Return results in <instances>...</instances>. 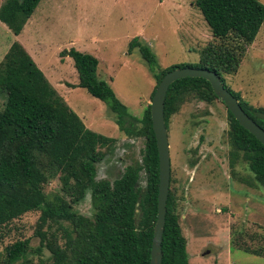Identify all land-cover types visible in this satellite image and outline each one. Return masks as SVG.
<instances>
[{
    "label": "trees",
    "instance_id": "trees-1",
    "mask_svg": "<svg viewBox=\"0 0 264 264\" xmlns=\"http://www.w3.org/2000/svg\"><path fill=\"white\" fill-rule=\"evenodd\" d=\"M39 1L3 0L0 23L13 36L19 35ZM193 6L212 37L199 49L197 62L161 68L137 37L128 43L127 51L138 49L155 81L150 99L165 73L183 67L206 69L219 77L242 111L264 131V108L249 105L223 82V76L236 73L264 22V5L257 0H194ZM58 55L71 60L75 87L107 106L118 131L142 140L140 157L111 182L95 181L96 165L115 140L87 129L25 48L12 42L0 60V230L28 212H38L33 232L38 244L32 248L28 239L13 241L3 248L0 264H32L28 256L43 251L48 264H148L158 185L149 105L139 118L132 116L109 85L97 79L95 57L74 48ZM190 100L223 106L229 168L244 164L251 178L239 181L264 187V147L237 124L205 80L182 78L168 86L162 108L166 131L170 118ZM51 180L57 181L58 188L45 192ZM86 195L92 208L89 216L75 209ZM175 201L168 189L160 264H187ZM240 233L235 231L230 250L260 256L259 248L240 242Z\"/></svg>",
    "mask_w": 264,
    "mask_h": 264
},
{
    "label": "rangeland",
    "instance_id": "rangeland-1",
    "mask_svg": "<svg viewBox=\"0 0 264 264\" xmlns=\"http://www.w3.org/2000/svg\"><path fill=\"white\" fill-rule=\"evenodd\" d=\"M257 1L264 5V0ZM193 2L40 0L19 35L13 36L0 23V60L12 42H19L83 125L115 140L96 165L95 181L111 182L125 166L139 160L142 140L125 137L107 106L75 87L71 60L58 53L74 48L95 57L97 79L109 85L129 114L139 118L150 103L155 81L138 49L127 51L128 43L137 37L161 68L197 62L199 49L212 37ZM223 82L249 105L264 108V22L236 73L223 76ZM226 129L225 109L218 102L190 100L168 123V189L176 200L187 264H264V187L239 181L251 178L244 164L229 168ZM57 188V181L51 180L44 191ZM75 209L90 215L88 195ZM37 217L38 212H28L0 230V262L3 248L17 239L37 246L33 235ZM235 231L241 232V243L259 248L262 254L230 250ZM47 256L43 251L28 258L32 264H48Z\"/></svg>",
    "mask_w": 264,
    "mask_h": 264
},
{
    "label": "water",
    "instance_id": "water-1",
    "mask_svg": "<svg viewBox=\"0 0 264 264\" xmlns=\"http://www.w3.org/2000/svg\"><path fill=\"white\" fill-rule=\"evenodd\" d=\"M182 78H201L205 80L209 84L214 96L225 106L237 124L264 147V131L242 111L237 100L223 87L219 77L214 72L206 69L183 67L175 68L161 77L149 103L150 126L157 154L158 185L156 219L152 227L148 264H160L161 262L160 242L169 185V153L167 131L164 127L162 116L163 100L168 86L172 82Z\"/></svg>",
    "mask_w": 264,
    "mask_h": 264
}]
</instances>
